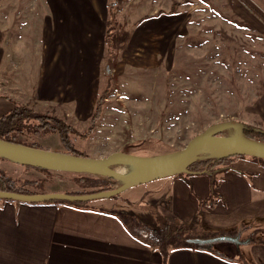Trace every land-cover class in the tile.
Returning <instances> with one entry per match:
<instances>
[{"label": "rangeland", "instance_id": "1", "mask_svg": "<svg viewBox=\"0 0 264 264\" xmlns=\"http://www.w3.org/2000/svg\"><path fill=\"white\" fill-rule=\"evenodd\" d=\"M50 1L0 0V78L5 75V81L21 96L32 92L36 57L43 50L55 59L62 46L82 45L83 37L95 40L88 29L81 35V30L76 33L69 28L65 34L57 27L65 17L55 10L61 4ZM81 1L93 13V3L99 0H89L91 6L89 1ZM102 1L108 7L105 20L111 7L116 12L113 21L119 32L129 33L126 47L117 50L111 66L103 38L102 44L99 41L98 59L103 55L99 64L91 66L84 51V85L79 83L77 87L69 82L68 88L60 85L58 89L60 93L83 94L84 99L68 100L67 105L61 99L23 104L35 112L65 120L82 135L90 127L99 93L107 87L103 115L92 135L72 137L76 149L92 158L124 152L155 156L181 150L193 137L220 123L258 127V103L264 97V0ZM77 7L83 11V4L78 3ZM160 11L165 14L158 15ZM74 13H67L70 21L74 20ZM223 135L241 137L238 130L232 129ZM19 139L36 142L42 149L66 152L57 133L42 138L21 133ZM247 157L264 167V160L251 156H241L234 162ZM0 170L17 182L46 180L45 185L31 187L39 193H48V188L67 192L83 189L75 182L76 173L44 172L6 159H0ZM228 171L214 176L216 186ZM189 176L175 175L136 185L115 196L94 199L91 205L116 211L126 219L141 222L145 228H156L162 221H177L172 211L170 179ZM122 185L118 181L116 188ZM186 226L202 239L232 232L209 227L203 213ZM232 234H237V230ZM241 237L246 239L247 233ZM230 247L239 250L234 252ZM212 249L241 260V253L246 251L245 246L231 241L216 242Z\"/></svg>", "mask_w": 264, "mask_h": 264}, {"label": "crops", "instance_id": "2", "mask_svg": "<svg viewBox=\"0 0 264 264\" xmlns=\"http://www.w3.org/2000/svg\"><path fill=\"white\" fill-rule=\"evenodd\" d=\"M50 2L61 4L55 10L65 17L57 27L60 26L65 34L69 28L76 33L81 30V35L88 29L95 35V40L83 37L85 45L73 43L70 47L62 46L55 59L44 50L37 55V71L30 96L18 95L5 81L6 76L1 75L0 117L19 103L38 100L46 104L61 99L67 105L68 100L84 99L83 94L70 95L69 92L60 93L58 89L60 85L68 88L69 82L77 87L79 83L84 85V51L88 53L91 66L99 64L102 59L103 55L99 59L98 55L102 38L104 45L105 17L108 16L106 2L99 0L93 3V13L81 0ZM78 3L83 4V11L77 7ZM71 11L75 12L73 21L67 17ZM93 98L96 99L95 96ZM22 100L24 102H20ZM258 106V127L264 128V97ZM239 160L233 162L234 169L221 176L217 187L220 198L212 203L209 202L212 199V181L206 175L173 177L169 183L174 217L186 225L203 213L209 227L232 232L237 230V234L227 232L224 235L237 237L240 241L238 246H245L242 260L228 258L216 250L213 253L181 249L171 252L165 261L161 253L130 233L116 211L94 205H90L92 210H87L67 204H29L0 199V264H264V238L260 237L264 235V167L249 157ZM45 192L67 191L48 188ZM238 229L243 232H238ZM244 232L247 238L243 240L241 235ZM229 249L237 252L239 247Z\"/></svg>", "mask_w": 264, "mask_h": 264}, {"label": "trees", "instance_id": "3", "mask_svg": "<svg viewBox=\"0 0 264 264\" xmlns=\"http://www.w3.org/2000/svg\"><path fill=\"white\" fill-rule=\"evenodd\" d=\"M120 2V0H118ZM164 11H160L158 15H163ZM165 14V12H164ZM116 17V12L111 9L109 10V18L106 22V31L104 36V42L106 45V52L108 57H110L109 63L117 55V50H123L128 43L130 38L129 33L119 32L116 22L113 18ZM109 91L107 87L102 89L97 98L94 110L90 118V127L85 134H79L78 131L68 124L65 120L52 116L47 113L35 112L30 107L17 104L9 113L0 117V139L25 146H30L34 148H41L38 143L31 142L25 143L19 139L21 133H26L27 135H33L37 138H42L48 134L57 133L59 134L62 144L66 150L65 153L79 156L88 157L85 153L80 152L75 148L72 141V137H86L93 134L97 122L103 115L104 104L107 101ZM242 125V135L250 140L263 142L264 143V128H254L248 126L245 123H240ZM226 132V131H225ZM224 132V133H225ZM223 133V134H224ZM222 134V135H223ZM257 137V138H256ZM127 153V152H124ZM131 153V152H130ZM133 154H137L132 152ZM131 153V154H132ZM241 156L229 155L225 157H205L198 159L194 164H192L188 169L191 173L190 175H208L212 176V199L209 202L217 200V187L214 176L221 173L222 171L232 170L233 162L240 158ZM2 159V158H0ZM259 159V158H256ZM263 161V159H259ZM30 169H36L44 172H49L50 170L43 167L24 165ZM72 173V172H69ZM78 176L75 177V182L78 186L83 188L78 192H66L68 194H73L77 196L91 195L100 192H108L116 189L118 181L107 178L99 177L88 174L76 173ZM46 180H28L17 182L15 179L8 176L4 171L0 170V191L1 192H13L16 194H38L39 192L33 191L31 187H39L45 185ZM43 193V192H42ZM3 200H10L7 198H2ZM92 201V200H91ZM91 201H78V202H68V201H46V202H26L29 204H44V203H59L67 204L71 206L78 207L80 209L92 210ZM210 203V204H211ZM126 223L127 229L148 245L150 248L157 250L162 254L164 260L166 261L168 255L176 250L181 249H196V250H206L215 253L212 249V245H201L196 242L200 237L193 235V233L187 228V226L180 222L179 220L175 222L162 221L156 228H145L144 225L132 219H126L122 216ZM127 222H126V220ZM131 220V221H130ZM235 230L232 232L234 233Z\"/></svg>", "mask_w": 264, "mask_h": 264}, {"label": "water", "instance_id": "4", "mask_svg": "<svg viewBox=\"0 0 264 264\" xmlns=\"http://www.w3.org/2000/svg\"><path fill=\"white\" fill-rule=\"evenodd\" d=\"M109 66H111V63H109ZM229 129L238 130L241 137L231 138L222 135ZM210 146L216 147L223 152L222 155L210 157L219 158L237 155L251 156L264 160V143L245 138L242 135V125L235 122H224L211 126L193 137L181 150L155 156L120 153L111 154L104 158L79 157L63 152L14 144L0 139V158L2 159L17 161L22 165L43 167L53 171L107 177L123 183L121 187L112 191L91 195L77 196L61 192L16 194L0 191V197L13 201L32 203L46 201L78 202L112 197L136 185L170 176L191 173L188 168L198 159H201V155L205 154L203 153L204 149ZM118 166L122 168L139 167V170L123 172L116 169ZM220 241L240 243L237 237L226 235L196 240L201 245H213Z\"/></svg>", "mask_w": 264, "mask_h": 264}, {"label": "bare ground", "instance_id": "5", "mask_svg": "<svg viewBox=\"0 0 264 264\" xmlns=\"http://www.w3.org/2000/svg\"><path fill=\"white\" fill-rule=\"evenodd\" d=\"M203 153H205V154L208 153L211 156H219V155L223 154V152L221 150H219L218 148L213 147V146L205 148ZM119 170L123 171V172L137 171V170H139V167L120 168Z\"/></svg>", "mask_w": 264, "mask_h": 264}]
</instances>
